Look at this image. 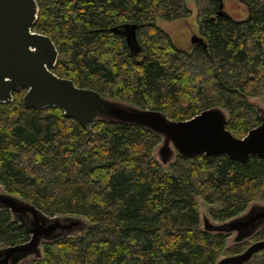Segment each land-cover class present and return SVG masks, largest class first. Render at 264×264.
<instances>
[{"label":"trees","instance_id":"1","mask_svg":"<svg viewBox=\"0 0 264 264\" xmlns=\"http://www.w3.org/2000/svg\"><path fill=\"white\" fill-rule=\"evenodd\" d=\"M188 1L203 44L186 50L156 21L188 18ZM237 1L245 19L219 15V0H36L33 30L58 51L52 72L77 87L173 120L219 106L242 138L260 123L248 98L264 103V0ZM125 25H136L138 51L127 45ZM25 92L0 104V184L48 216L80 215L89 226L24 264H215L250 244L225 249L226 236L201 231L199 209L223 222L264 202L261 159L177 156L164 170L152 156L153 133L98 121L81 127L60 108L26 109ZM29 238L0 211V248ZM259 240L264 229L251 241ZM249 264H264V249Z\"/></svg>","mask_w":264,"mask_h":264},{"label":"water","instance_id":"2","mask_svg":"<svg viewBox=\"0 0 264 264\" xmlns=\"http://www.w3.org/2000/svg\"><path fill=\"white\" fill-rule=\"evenodd\" d=\"M219 2L218 14H226L222 10L223 0ZM37 16L36 0H0V104L11 102L14 92L25 89L22 104L26 109L60 108L65 118L75 120L81 127L95 121L140 126L159 138L152 156L164 170L177 156L224 155L241 163L258 157L264 162V103L260 99L248 98L260 118L259 125L238 138L227 129L228 113L219 106L187 120H173L164 112L77 87L72 80L52 72L58 51L50 37L33 30ZM124 28L127 45L138 51L136 25ZM190 42L203 44L198 36ZM0 211L9 212L11 221L30 235L25 243L0 248V264L40 261L43 245L81 237L89 226L80 215L48 216L20 196L5 192L1 184ZM199 221L205 234L227 237L225 249L250 241L241 253L221 254L215 264H249L254 254L264 249V240L251 241L264 229V202L253 201L242 213L223 222L212 220L206 208L200 207Z\"/></svg>","mask_w":264,"mask_h":264},{"label":"rangeland","instance_id":"3","mask_svg":"<svg viewBox=\"0 0 264 264\" xmlns=\"http://www.w3.org/2000/svg\"><path fill=\"white\" fill-rule=\"evenodd\" d=\"M187 6L191 10L188 18L174 21H163L158 19L156 24L166 31L173 42L181 49L190 47V40L193 36H199L198 24L196 21V9L193 2L188 1ZM223 11L230 17L240 20L247 17L246 7L237 0H223Z\"/></svg>","mask_w":264,"mask_h":264},{"label":"flooded vegetation","instance_id":"4","mask_svg":"<svg viewBox=\"0 0 264 264\" xmlns=\"http://www.w3.org/2000/svg\"><path fill=\"white\" fill-rule=\"evenodd\" d=\"M190 45H192V44L190 43Z\"/></svg>","mask_w":264,"mask_h":264}]
</instances>
